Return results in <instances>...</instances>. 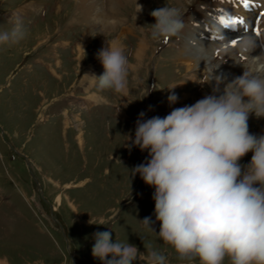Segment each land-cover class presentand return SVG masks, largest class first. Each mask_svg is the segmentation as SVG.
<instances>
[{"label":"rangeland","instance_id":"obj_1","mask_svg":"<svg viewBox=\"0 0 264 264\" xmlns=\"http://www.w3.org/2000/svg\"><path fill=\"white\" fill-rule=\"evenodd\" d=\"M231 1L134 0L112 13L111 2L101 0L103 14L116 22L103 35L89 26L75 0H0V32L11 28L15 15L27 30L18 44L0 45V264H101L91 254L93 234L108 230L116 242L144 253L134 264H149L151 251L165 255L166 264H199L179 259L139 222L155 221V189L131 172L149 159L148 151L125 144L140 113L144 120L164 118L212 94L210 73L217 75V95L233 81L225 70L264 76L258 72L264 64V3L246 17L243 6L236 7L232 17L242 25L219 22L230 35L226 41L225 33L213 40L210 34L208 42L189 37L208 16L220 21ZM165 4L186 10L185 27L156 40L150 13ZM122 28L127 30L120 35ZM239 32L254 43L234 37ZM116 38L129 61L124 93L99 90L93 78L104 72L97 53ZM171 94L178 99L170 105ZM248 130L264 135V118L249 114ZM251 156L238 163L247 166ZM153 227L158 233L159 223Z\"/></svg>","mask_w":264,"mask_h":264},{"label":"clouds","instance_id":"obj_2","mask_svg":"<svg viewBox=\"0 0 264 264\" xmlns=\"http://www.w3.org/2000/svg\"><path fill=\"white\" fill-rule=\"evenodd\" d=\"M136 7L137 13L142 11L141 5ZM184 11L166 4L154 9L152 37L178 35L185 27ZM10 23V29L0 32V45L18 44L26 36L20 16ZM97 59L104 69L99 78L93 77L98 89L124 93L129 61L123 47L106 43ZM258 72H264V64ZM218 92L216 85L212 94L164 118L144 120L145 114H139L135 135L126 136L131 143L125 146L148 151L149 159L131 172L155 189V221L145 217L139 222L181 260L224 264L227 258L230 264H264V135L248 130L249 114L264 118V76L244 70ZM177 99L168 96L170 105ZM249 152L251 160L242 167L238 162ZM93 240L91 254L101 264H134L144 255L128 242H116L110 230L94 233ZM148 261L166 264V256L151 251Z\"/></svg>","mask_w":264,"mask_h":264},{"label":"bare ground","instance_id":"obj_3","mask_svg":"<svg viewBox=\"0 0 264 264\" xmlns=\"http://www.w3.org/2000/svg\"><path fill=\"white\" fill-rule=\"evenodd\" d=\"M111 3V11L112 13H114V11L116 10L117 11V8L119 7H123L125 4H129L131 3L132 1L134 0H109ZM236 0H233L229 3H225V7L223 8V13L220 12L222 16V19H220L219 21V18H217L216 16L217 15H211V16H208L209 18L204 21L202 23V25H197L195 26L193 32L189 35V37L191 38L192 41H195V39H197L198 41H207L208 38H209V35L210 34H213L214 37L211 38L210 40H213L214 38H217L218 36L224 34L225 35V38H222V40L226 41L227 38L230 37L229 34H226L227 31L225 29H223V25L220 26V28H218V23L221 22V21H224V25L228 23V19H233L232 16L236 17V12L238 11L237 8L240 7L241 5L243 6L242 9H241V14L243 15V17H246L247 14L246 13H249V12H256L257 9L260 7L259 5L261 3H264V0H247V6H245V0H243V3L242 4H237L235 2ZM71 2V1H70ZM108 2V1H107ZM75 3L77 5V7L81 8L82 9V13L86 19L88 20L89 22V26L90 27H93L101 32H103L102 34L103 35H106V33L108 31H111L113 30L114 26H115V20L112 19V18H108L106 17L102 10H101V0H75ZM133 3V2H132ZM109 5V4H108ZM226 5H228V7H226ZM62 6V5H61ZM75 6V5H74ZM126 6V5H125ZM183 6V5H182ZM237 7V8H236ZM84 8V9H83ZM80 9V10H81ZM129 12V11H128ZM240 12V10H239ZM58 14V13H57ZM121 14V13H119ZM240 14V15H241ZM57 16V15H56ZM110 16V15H109ZM240 18V17H239ZM61 20V19H60ZM245 20V19H244ZM63 21V20H62ZM215 23V24H214ZM56 25V24H55ZM59 26V25H58ZM80 26V25H79ZM125 26V25H124ZM124 29L122 32L120 31V35L121 34H124V32L127 30L126 28H122ZM84 31V30H83ZM58 32V31H57ZM81 32V31H80ZM83 34V33H82ZM241 34V35H239ZM239 34L235 35L234 37L236 36H240L241 39L240 40H244V42H249V39L248 37L243 33H240ZM118 35V37L120 36ZM208 35V36H207ZM250 38V37H249ZM253 38V37H252ZM119 38H116L114 39L112 42H117L119 44ZM117 40V41H116ZM197 41V42H198ZM208 42V41H207ZM243 42V43H244ZM199 43V42H198ZM110 44V43H109ZM121 44V43H120ZM119 44V45H120ZM248 44V43H247ZM189 45V44H188ZM142 49V48H141ZM198 49V48H197ZM196 49V50H197ZM191 51V50H190ZM140 52V51H139ZM139 52H137L135 54V61L139 60L141 56H139ZM208 63V62H207ZM199 65V64H198ZM223 71V70H222ZM220 72V71H219ZM225 75H227L229 78H231L232 80L236 79L237 77H239L238 75H236V73H233L231 71H223ZM251 75H253L250 71H248ZM157 74V73H156ZM264 74V73H263ZM210 76V82H211V85L214 87V86H218L219 84H217L218 82H216V77L217 75H215L214 73H210L209 74ZM41 77V76H40ZM218 80V79H217ZM220 89V88H219ZM222 90V89H221Z\"/></svg>","mask_w":264,"mask_h":264},{"label":"snow or ice","instance_id":"obj_4","mask_svg":"<svg viewBox=\"0 0 264 264\" xmlns=\"http://www.w3.org/2000/svg\"><path fill=\"white\" fill-rule=\"evenodd\" d=\"M245 6H247V0H245ZM262 16H264V13H261ZM222 24H224V21H221ZM244 23V21L242 19H233L231 21H229L227 24H225V27L232 25H242ZM257 35H259V33H257ZM167 41H165L166 43ZM232 43H235V40L232 41Z\"/></svg>","mask_w":264,"mask_h":264}]
</instances>
